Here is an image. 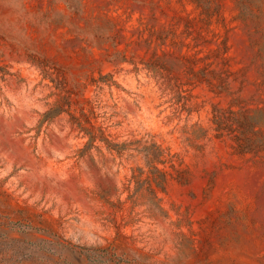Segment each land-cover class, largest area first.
I'll use <instances>...</instances> for the list:
<instances>
[{
  "label": "rangeland",
  "instance_id": "obj_1",
  "mask_svg": "<svg viewBox=\"0 0 264 264\" xmlns=\"http://www.w3.org/2000/svg\"><path fill=\"white\" fill-rule=\"evenodd\" d=\"M231 108H264V0H0V264H264Z\"/></svg>",
  "mask_w": 264,
  "mask_h": 264
},
{
  "label": "trees",
  "instance_id": "obj_2",
  "mask_svg": "<svg viewBox=\"0 0 264 264\" xmlns=\"http://www.w3.org/2000/svg\"><path fill=\"white\" fill-rule=\"evenodd\" d=\"M221 92L224 88H221ZM213 121L216 124L215 133L216 137L220 138L226 134L232 135L233 139L237 142V150L240 154H249L254 152L264 151V108L253 109L252 111L227 110L223 109L219 113H215ZM202 136L208 135V130L203 128ZM157 151L148 152L149 161L151 164L156 162H163L162 155L163 149L158 147ZM157 169L158 167L155 166ZM176 168V166H174ZM159 186H165L167 182V174L161 170ZM181 182H187L184 174L177 177Z\"/></svg>",
  "mask_w": 264,
  "mask_h": 264
}]
</instances>
